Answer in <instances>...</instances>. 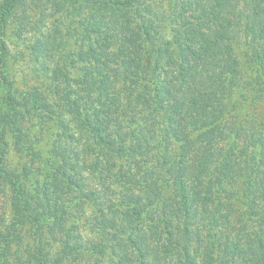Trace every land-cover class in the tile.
Masks as SVG:
<instances>
[{
	"label": "trees",
	"instance_id": "1",
	"mask_svg": "<svg viewBox=\"0 0 264 264\" xmlns=\"http://www.w3.org/2000/svg\"><path fill=\"white\" fill-rule=\"evenodd\" d=\"M24 2L8 0L0 22ZM52 3L35 51L76 123L59 116L53 144L72 173L51 175L70 187L36 211L8 173L0 264H264V0Z\"/></svg>",
	"mask_w": 264,
	"mask_h": 264
},
{
	"label": "rangeland",
	"instance_id": "2",
	"mask_svg": "<svg viewBox=\"0 0 264 264\" xmlns=\"http://www.w3.org/2000/svg\"><path fill=\"white\" fill-rule=\"evenodd\" d=\"M7 1L0 0V9ZM52 1L25 0L24 3L19 4L13 15L4 22H0V37L5 44L3 47L6 78L9 81V89L12 88L13 93L16 92L14 99L20 110L16 113L12 109L10 104L14 99L10 98L8 88L1 86L0 136H3L5 145L3 162L5 176L0 175V224L3 220L4 225L1 228L3 231L8 230L5 225L14 217L11 212V204L14 203L15 190L8 173L16 175L15 177L26 188V197L32 200L34 207L38 208L36 211H45V207L51 205L59 196L57 183L60 181L61 184L65 183L63 178L51 175L53 167L65 172L68 176L72 173L70 169L64 171L61 158L53 151V144L57 133L62 129L57 118L62 117L63 121L74 126L76 123L72 113L61 106L63 96L56 97L54 93L58 84L56 85L55 81L49 79L50 72L45 68L48 65L45 53L37 49V52L35 51L36 43L44 38L54 20L60 15L57 13L53 16ZM26 21H29L27 25ZM62 23H68V16L62 17ZM35 103L41 106L51 104L50 106L55 110L54 114L47 111L46 107H42L44 111L39 108L36 110ZM19 117L23 119H19ZM263 117L264 113L258 118ZM62 140L71 146L72 139L70 137H64ZM73 148V151H76L75 147ZM73 151L70 153L71 164L79 161L78 159L73 160ZM90 179L87 177L86 180ZM65 186H69V183H65ZM45 195L48 198H45ZM239 200L243 201V197L241 196ZM236 203L235 201L234 205ZM39 206L43 208H39ZM239 207L243 210L246 209L245 206ZM27 215L26 212L18 214L17 220L27 218ZM232 223L233 225L239 224L235 217L232 219ZM16 224H18L17 221ZM51 226L53 224H50ZM45 227L47 228V226ZM28 229L29 225L27 224L24 230L27 240L30 238ZM29 242L31 241L26 243Z\"/></svg>",
	"mask_w": 264,
	"mask_h": 264
}]
</instances>
